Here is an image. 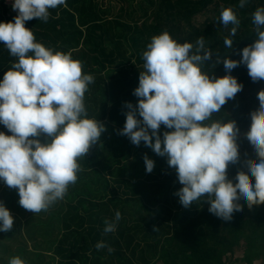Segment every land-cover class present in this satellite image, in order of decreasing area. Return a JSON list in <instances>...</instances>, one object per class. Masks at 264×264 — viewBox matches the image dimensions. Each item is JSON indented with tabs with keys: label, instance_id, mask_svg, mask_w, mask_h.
I'll return each mask as SVG.
<instances>
[{
	"label": "trees",
	"instance_id": "obj_1",
	"mask_svg": "<svg viewBox=\"0 0 264 264\" xmlns=\"http://www.w3.org/2000/svg\"><path fill=\"white\" fill-rule=\"evenodd\" d=\"M125 1L131 0H109L107 6L103 0H66L65 6L49 10L47 22L38 18L25 22L37 42L70 54L81 62L82 73L93 75L84 104L87 116L103 123L105 131L79 158L76 182L47 210L24 209L17 190L0 182V201L14 217L12 230L0 232V264H8L12 256H20L25 264H264V204L252 208L237 204L241 211L231 224L213 219L205 197L184 207L175 195L182 185L167 158L143 141L135 145L120 134L127 102L135 106L139 99L133 92L151 38L167 31L179 43L194 44L203 37L212 56L201 70L213 79L231 74L240 84L234 98L210 118L231 119L238 133L239 163L227 171L226 179L233 188L237 175L254 182L244 165L258 161L245 138L264 86H250L242 63L226 70L222 61L226 57L239 61L240 49L254 46L251 14L256 9L264 12V0H247L244 7L238 0H135L129 9L131 2L126 7ZM229 7L240 22L234 35L233 25L220 22L221 11ZM16 14L0 0V21L8 22ZM200 14L204 19L197 22ZM225 38L233 41L231 48L224 45ZM15 60L0 42V77ZM0 131L10 134L3 125ZM157 131L162 137L171 129L161 125ZM145 155L154 161L151 172L145 170ZM116 210L121 219L115 231L104 233V219L112 218ZM154 210L163 214L154 216ZM98 241L112 251L97 250Z\"/></svg>",
	"mask_w": 264,
	"mask_h": 264
},
{
	"label": "clouds",
	"instance_id": "obj_2",
	"mask_svg": "<svg viewBox=\"0 0 264 264\" xmlns=\"http://www.w3.org/2000/svg\"><path fill=\"white\" fill-rule=\"evenodd\" d=\"M247 0H238L244 7ZM66 0H12L16 15L0 21V42L16 57L0 77V182L18 192V204L32 213L47 210L64 198L68 186L77 180L78 160L97 143L105 131L98 119L89 118L84 94L94 82L91 74L82 73V65L70 54L37 42L25 22L33 18L47 22L50 9L65 6ZM255 44L240 49V60L224 58L226 70L243 64L250 86H264V12L251 14ZM220 22L233 25L239 20L232 8H224ZM233 41L224 39L231 48ZM212 56L204 38L195 43H179L167 31L151 38L142 53L144 71L139 72L133 94L135 106L127 102L126 119L120 134L139 145L141 141L153 152L167 158L182 185L175 195L189 207L205 197L213 219L231 224L243 203L248 208L264 204V95L257 97L258 113L250 117L245 143L256 154L254 164H245L247 177L237 175L233 184L226 173L238 166V133L228 119L210 120L227 100L240 91L235 76L226 73L210 78L202 65ZM142 119H138L137 117ZM164 125L171 131L158 134ZM43 137V140H41ZM154 138V139H153ZM145 170L151 172L154 161L144 156ZM121 213L103 221L104 233L115 231ZM14 217L0 201V232L11 231ZM96 249L107 247L98 241ZM8 264H25L20 256Z\"/></svg>",
	"mask_w": 264,
	"mask_h": 264
},
{
	"label": "rangeland",
	"instance_id": "obj_3",
	"mask_svg": "<svg viewBox=\"0 0 264 264\" xmlns=\"http://www.w3.org/2000/svg\"><path fill=\"white\" fill-rule=\"evenodd\" d=\"M104 1V5L105 6H107V5H110V2H109V0H103ZM115 1H112V3H114ZM129 2H131L130 3V6L128 7V9L132 6V5H135V0H131V1H125V5H126V7L129 5ZM197 19H198V21L197 22H199V21H203V19H204V14H200V15H198L197 16ZM176 196L174 195L173 196V198H175ZM163 214V212L162 211H157V210H154L153 211V215L154 216H157V215H162ZM31 244H33V240H29V247H32V245ZM236 254L238 255V256H241L242 255V251L241 250H238L237 252H236ZM258 262V260L256 261V263ZM241 264H243V263H241Z\"/></svg>",
	"mask_w": 264,
	"mask_h": 264
},
{
	"label": "built area",
	"instance_id": "obj_4",
	"mask_svg": "<svg viewBox=\"0 0 264 264\" xmlns=\"http://www.w3.org/2000/svg\"><path fill=\"white\" fill-rule=\"evenodd\" d=\"M5 2L8 4V6L11 7V2H12V0H5ZM11 9H12V7H11ZM12 11H15V10L12 9Z\"/></svg>",
	"mask_w": 264,
	"mask_h": 264
}]
</instances>
